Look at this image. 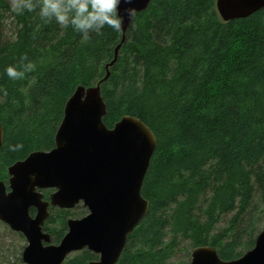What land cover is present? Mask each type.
Instances as JSON below:
<instances>
[{"label":"trees","instance_id":"trees-1","mask_svg":"<svg viewBox=\"0 0 264 264\" xmlns=\"http://www.w3.org/2000/svg\"><path fill=\"white\" fill-rule=\"evenodd\" d=\"M12 2L0 0V180L15 161L54 146L69 96L108 70L105 125L135 116L156 138L141 187L148 208L115 264H189L201 245L222 260L251 249L264 227V8L223 21L216 0H151L106 69L121 30L105 26L85 40ZM29 62L35 68L22 79L7 76L8 66L23 71ZM86 212L81 203L49 207L42 229L56 244L67 220ZM97 258L83 249L62 264Z\"/></svg>","mask_w":264,"mask_h":264},{"label":"water","instance_id":"water-1","mask_svg":"<svg viewBox=\"0 0 264 264\" xmlns=\"http://www.w3.org/2000/svg\"><path fill=\"white\" fill-rule=\"evenodd\" d=\"M151 0L122 3V38L133 16ZM264 8V0H216L223 21L244 18ZM77 86L64 104L63 117L54 135V146L36 150L7 167L8 180H0V221L20 232L26 240L21 259L25 264H62L76 251L88 249L98 256L88 264H115L127 236L145 215L148 202L141 187L156 138L139 118L122 116L113 127L103 122L106 105L100 83ZM3 128L0 121V148ZM52 189L48 198L43 190ZM81 203L87 213L67 220V232L52 243L42 225L49 207L72 209ZM35 214H30V209ZM189 264H264V227L254 245L238 258L222 260L214 247H194Z\"/></svg>","mask_w":264,"mask_h":264},{"label":"clouds","instance_id":"clouds-1","mask_svg":"<svg viewBox=\"0 0 264 264\" xmlns=\"http://www.w3.org/2000/svg\"><path fill=\"white\" fill-rule=\"evenodd\" d=\"M131 2L132 0H123L125 4ZM121 3L122 0H13L12 7L14 11L21 13L39 8L41 17L49 21L55 19L61 27L71 25L87 40L92 32L102 34L105 26L117 32L121 30L123 22V16L119 14ZM124 11L129 17L135 12L133 8H125ZM34 68L35 65L29 62L24 65L23 71L8 66L5 72L9 78L15 80L22 79L25 72Z\"/></svg>","mask_w":264,"mask_h":264},{"label":"rangeland","instance_id":"rangeland-1","mask_svg":"<svg viewBox=\"0 0 264 264\" xmlns=\"http://www.w3.org/2000/svg\"><path fill=\"white\" fill-rule=\"evenodd\" d=\"M7 180H8V173L6 180L3 181L7 183ZM25 245H26V240L23 235H22V239L19 238L16 231H13L8 227V225L0 221V264H25L22 261V259L19 260L16 257L17 254L19 255L20 251L22 253V248H24ZM192 249L190 250V254Z\"/></svg>","mask_w":264,"mask_h":264}]
</instances>
